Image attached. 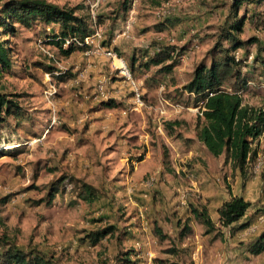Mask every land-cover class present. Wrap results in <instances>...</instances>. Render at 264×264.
I'll list each match as a JSON object with an SVG mask.
<instances>
[{
  "label": "rangeland",
  "instance_id": "1",
  "mask_svg": "<svg viewBox=\"0 0 264 264\" xmlns=\"http://www.w3.org/2000/svg\"><path fill=\"white\" fill-rule=\"evenodd\" d=\"M47 1L74 8L100 37L94 40L97 49L89 47L69 56L42 41L47 32H56L55 28L47 31L43 24L19 27L8 38L13 67L12 73L0 75V90L13 94L27 116L19 123L9 117L0 125V149L4 151L0 153V236L22 250L36 249L53 264H119L120 253L129 249L137 251L131 258L138 264H186L173 237L161 242L151 238L152 223L157 220L150 219L148 206L162 208L165 195L160 184L167 182L163 171L186 168L178 174L185 190L197 179L198 169L193 166L226 169L230 180L226 176L219 180L228 188L235 170L224 155L207 153V161L176 155L193 143V150H200L198 114L186 109L174 113L170 106H164L166 113H161V101L193 106L192 95L178 97L176 90L191 78L199 62H209L207 52L231 0H133L125 13L120 0L97 4L94 0ZM161 7L169 10L168 17L156 15ZM238 14L248 17L239 38L255 36L264 44V0L244 2ZM166 18L178 22L156 31L154 25ZM163 46L183 51L176 55L177 64L169 75H155L157 67L130 71L143 100V106L135 108L132 84L119 73L118 62L104 52L112 50L128 66L133 53L141 58ZM245 50L237 49L236 54L241 56ZM247 50L254 55L256 44L247 45ZM45 66L52 71L47 72ZM59 71L66 77L64 81L56 78ZM252 71L242 100L264 111L261 68ZM153 76L158 77L157 84L150 79ZM49 88L51 95L46 94ZM167 122H175L170 133ZM252 148L257 154L247 177L264 186V132ZM61 177L66 178L48 205L43 199L50 184ZM77 180L95 186L99 198L93 202L78 199ZM140 193L143 202L134 200V194ZM159 215L162 230L172 229L173 233L171 217ZM179 222L181 226L183 221ZM106 225L115 230L97 244L84 239L87 232ZM244 261L264 264V254Z\"/></svg>",
  "mask_w": 264,
  "mask_h": 264
},
{
  "label": "trees",
  "instance_id": "2",
  "mask_svg": "<svg viewBox=\"0 0 264 264\" xmlns=\"http://www.w3.org/2000/svg\"><path fill=\"white\" fill-rule=\"evenodd\" d=\"M132 1L120 0L119 6L123 13L129 9ZM259 1L231 0L228 14L218 27L216 39L207 52L209 62L204 60L199 62L193 69L191 78L176 90L178 97L186 94L191 98L192 95L193 105L203 107L202 115H198L197 120V140L210 155L214 157L224 155L225 161H229L232 167L239 171L243 181L247 177L250 163L257 154L252 144L264 132V111L244 104L242 92L247 89L248 82H251L249 75H252L253 71L250 70L260 66V75L264 78V44L255 36L246 40L239 38V33L242 32L248 17L245 14L240 16L238 11L244 2ZM75 11L74 8L59 6L47 0H4L0 4V75L12 73L13 61L8 38L14 36L19 27L30 28L33 24L39 23L43 24L47 31L55 28L56 32H47L42 41L54 44L63 56H69L77 50L88 49L84 38L91 33L90 24L87 18ZM177 22L166 18L155 24L154 28L156 31H162L175 26ZM66 41L68 43L63 46ZM249 44L257 46L254 55L247 50ZM240 48L246 50L243 55L238 56L236 50ZM182 51L183 49L176 50L174 46H163L152 54L148 52L141 54V58L133 53L128 68L135 72L137 69L157 67L155 75H169L177 64L176 55H180ZM249 58H251L250 64H248ZM243 69L247 71L244 72ZM45 70L51 72L52 68L45 66ZM56 75L59 81L66 79L63 72L59 71ZM150 79L157 84L158 77L153 76ZM13 96L0 90V125H5L9 117L19 123L27 116L25 109ZM174 124L175 122L166 123L169 133L173 131ZM2 152L3 149H0V153ZM65 178L61 177L50 184L46 198L43 199L48 205L58 193V187ZM75 188L76 197L85 202H93L100 196L95 186L82 180L75 181ZM228 191L230 192L229 188ZM249 207L250 202L242 196L231 194L229 200L223 202L217 210L219 226H216L203 205L191 206L190 212L193 219L202 225L203 234L212 233L214 237H221V227L230 226L240 220ZM190 220L189 217L185 218L181 226L178 222L179 238L192 233ZM114 230V226L106 225L87 232L84 239L95 245ZM152 234L160 242L170 237L156 221L152 223ZM247 251L253 256L264 254V229L247 243ZM133 255H137L136 250L122 251L118 263L138 264L131 258ZM0 264H53V262L36 249L22 250L5 236H0Z\"/></svg>",
  "mask_w": 264,
  "mask_h": 264
},
{
  "label": "crops",
  "instance_id": "3",
  "mask_svg": "<svg viewBox=\"0 0 264 264\" xmlns=\"http://www.w3.org/2000/svg\"><path fill=\"white\" fill-rule=\"evenodd\" d=\"M195 147L196 143L185 146L176 155L185 159L198 156L202 160L207 161L208 152L205 147L201 144L198 151L193 150ZM193 167L198 169L197 179L191 180L190 186L186 187L185 190L184 188L182 190V185L179 181L180 175L178 174L179 169L180 171H184L186 168L174 167L173 169L170 168L163 171L162 177L164 180L166 177L167 182L160 184V191L165 195V198L162 201V208L158 205L152 208L151 203H149L150 219L154 217L153 219L157 220V223L164 228L159 214L164 215L166 213L167 217H171L173 233L172 229L169 232H164L173 237L176 247L186 259V264H215L216 262L218 264H244V259L253 256L247 251V243L253 240L264 229V186L262 182L246 177V181L243 183L244 181L239 171L234 169V179L230 183L229 192L228 187L222 185L219 180V176L224 180L226 169H212L205 165ZM190 171L191 169L187 170L188 173ZM230 178V175L226 176L228 181ZM215 179L216 181L219 180L220 183L217 184ZM174 191L180 192L181 195L176 194ZM231 194L242 196L246 201L250 202V207L244 216L230 226L221 227L222 236H219L217 239L214 238L212 233L203 234L204 229L202 225L193 219L190 207L197 205L205 206L210 218L215 222L216 226H219L217 210L223 202L229 200ZM134 200L143 202L141 193L138 195L134 194ZM257 211L259 212L256 214ZM188 217L191 219L192 233L179 238L178 222ZM242 225L244 226L241 227ZM135 236H138V234H135ZM151 238L154 239L155 237L151 235Z\"/></svg>",
  "mask_w": 264,
  "mask_h": 264
},
{
  "label": "built area",
  "instance_id": "4",
  "mask_svg": "<svg viewBox=\"0 0 264 264\" xmlns=\"http://www.w3.org/2000/svg\"><path fill=\"white\" fill-rule=\"evenodd\" d=\"M100 1H102V0H94V3L97 4ZM169 14H170V12H169V10L166 7H161L157 11L156 15L158 17L165 18V17H168ZM99 37H100V33L98 31L93 30V31H91L90 35H88L87 37L84 38V43L88 46V49H89V47L90 48L94 47L93 46L94 45V40L96 38H99ZM67 43H68V41H66V43H64L63 46H65ZM94 48L97 49V47H94ZM41 49L45 50L44 48H42V46H41ZM45 51L48 53L47 50H45ZM104 53H105L106 56H108L110 58H113V59H115L118 62L117 68L119 70V73L126 80H128L132 84V86L134 88V96H133L134 107L135 108H141L143 106V100H142L141 94L139 93V91H138V89L136 87L135 82L132 80V75L130 73V70H129L126 62L122 58H117L116 54L114 52H112V50H107ZM55 73L57 74L59 72H55ZM250 83L251 82H248V85ZM262 86L264 88V84H262ZM99 89L101 90V88H99ZM52 93H53V91L50 88L46 91L47 95H51ZM164 106H170L174 113H180L182 111V109H186V110H189V111L196 112L199 116L202 115V110H203V107H201L200 105H197V106L193 105L192 107H183L182 105H180L178 103L172 104L168 100H162L161 101V110H160L161 113H166V109L163 108Z\"/></svg>",
  "mask_w": 264,
  "mask_h": 264
}]
</instances>
